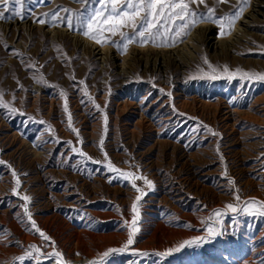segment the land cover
<instances>
[{
	"label": "rangeland",
	"instance_id": "374dc122",
	"mask_svg": "<svg viewBox=\"0 0 264 264\" xmlns=\"http://www.w3.org/2000/svg\"><path fill=\"white\" fill-rule=\"evenodd\" d=\"M253 1L248 0L241 18ZM206 4L214 7L215 0ZM237 4H219L216 16L232 13ZM58 5L81 10L75 0H49L28 5L33 13L24 20L0 21V100L17 109L7 118L0 114V160L6 162L0 165V264H13L15 257L33 251L29 245L41 248L39 261L26 258L15 264H57L56 258L44 256L54 250L52 241L62 254L61 264H100L105 251L127 240L124 221L131 222V205L140 195L133 182L145 193L138 204L141 230L127 251L110 254L106 264H258L257 257L264 254V217L247 214L236 216L234 230L229 213L224 235L163 260L132 252H161L206 237L202 222L226 203L236 204L237 193L241 204L250 198L264 201V81H247L239 73L230 80L223 73L224 65L231 72L264 73V10L248 19L247 36L221 51V45L211 44L227 39L241 18L230 31L225 28V35L218 25L200 22L174 46L133 43L121 54L111 44L98 45L65 26L34 23ZM199 11L206 12L204 5ZM201 25L212 28V41L197 38L180 53L181 59L170 56L160 65L154 61L157 52L197 35ZM71 35L107 52L100 58ZM203 58L219 66L218 78H211ZM41 76L43 83H38ZM69 114L79 136L68 128ZM73 147L86 155L73 153ZM109 161L121 172L152 181V187L110 171L104 167ZM17 179L20 187L14 195ZM23 195L31 197L32 219L51 241L28 231Z\"/></svg>",
	"mask_w": 264,
	"mask_h": 264
},
{
	"label": "snow or ice",
	"instance_id": "6c2138e0",
	"mask_svg": "<svg viewBox=\"0 0 264 264\" xmlns=\"http://www.w3.org/2000/svg\"><path fill=\"white\" fill-rule=\"evenodd\" d=\"M49 0H0V21L12 20L14 18H19L24 20L28 15L33 13V9L29 8L28 5L33 4H45ZM76 3L81 5V10L74 11L68 8H64L62 5H58L56 9L42 14V18H37L34 23L48 24L49 26H65L70 31H78L84 37L94 41L98 45H103L105 43L111 44L117 49V51L123 54L127 51L128 46L133 43H137L140 46L147 45L151 43L155 47L161 46H174L175 43L180 41L183 36H186L188 31L195 26V24L200 22H210L216 24L220 27V35H225V28L229 31L235 22L241 18L244 7L248 6V0H238L237 5H233L234 11L224 16H216L215 7L221 3H230V0H215L214 7H208L206 0H75ZM192 4L197 5L194 9L191 7ZM98 5V6H96ZM204 5L206 12L199 11V6ZM61 12L64 15H61ZM129 29V31H125ZM110 35H105V34ZM119 35V41H113L112 36ZM5 49H8V45H4ZM12 53L15 56L22 57L23 54L19 53L17 50L12 49ZM204 64L208 66L211 73V78L216 79V75L219 66H213L206 58H203ZM23 63V60H21ZM27 68L34 67L33 64L26 65ZM43 67V66H42ZM223 73L227 74L228 79H232L237 73L241 75V78L247 81L258 80L264 81V73H253L249 71H242L237 68L236 72H231L227 65L223 66ZM208 75V73H205ZM38 83H43V77L37 80ZM83 83V81H80ZM163 94V89L160 90ZM4 92L0 90V96H3ZM61 95H64L61 91ZM91 99V97H89ZM99 109V105H96ZM0 109H9V105L5 104L0 100ZM65 113H68L67 101L64 105ZM17 109L11 108L8 113H0L5 115L14 114ZM24 115L23 112L19 113ZM183 115V114H182ZM32 118L29 117V120ZM43 123V121H40ZM107 117H105V131L107 130ZM68 128L79 136L78 130L72 127V117L71 114L68 115ZM207 131L211 129L204 125ZM216 135V133H212ZM59 143V141H55ZM82 142V141H81ZM65 143L71 144V141H66ZM104 137H101V151L103 152ZM35 146V145H34ZM73 153L79 152L81 157L86 154L80 152L79 149L73 147L71 149ZM105 159L107 160V153H104ZM264 158V157H262ZM89 159H91L89 157ZM67 162V161H66ZM92 163H100L94 159H91ZM6 162L0 160V165H4ZM75 167V166H73ZM107 169L112 172H117L125 180L131 178L132 181L136 179H143L144 183L150 188L152 187V181L147 180L142 176H135L130 172H121L118 168L109 161L104 165ZM11 175L16 177L17 173L12 171ZM229 184H234L233 180L228 181ZM132 188L140 195L135 197V201L131 205V212L133 213L131 222L127 220L124 221L127 226V240L124 245L120 248H109L102 254V259L100 264H106L107 257L110 254L124 253L129 249V246L133 245L135 242L136 235L140 232L139 222L141 219L140 209L138 207L142 196L145 194L141 192L136 184L132 183ZM20 187V181L16 180V187L12 189V193L17 194V189ZM20 199L24 201L22 207L24 208V215L31 222V229L35 233H38L43 242L47 243L51 241V238L42 231L36 224L35 220L32 219V213L29 211L28 204L31 197L28 195L20 196ZM236 204L226 203L224 209H215L208 216L207 221H203L204 228L203 231L207 233V236H196L189 240H184L176 248H169L165 251L149 253L147 251H135L133 250V256H139L141 258H148L150 255H155L160 260L171 256L174 252H179L185 247H201L203 244L213 242L217 237L224 235L226 229L224 228V219L231 213L233 229L236 230V216L239 214H247L249 216H259L264 217V201H259L256 198H250L249 200L240 203V195L237 193L234 197ZM53 251L44 254L48 259L56 258L57 264H61L62 254L55 250V242L52 241ZM33 251H25L24 255L14 258L15 261H24L26 258L36 259L39 261L41 255V248L36 245L28 246ZM33 252L36 253L33 256ZM79 255V253H77ZM258 264H264V254H260L257 257ZM89 264H98L97 261H90ZM131 264H137V261H132Z\"/></svg>",
	"mask_w": 264,
	"mask_h": 264
},
{
	"label": "bare ground",
	"instance_id": "6f19581e",
	"mask_svg": "<svg viewBox=\"0 0 264 264\" xmlns=\"http://www.w3.org/2000/svg\"><path fill=\"white\" fill-rule=\"evenodd\" d=\"M263 7H264V0H254L253 2H251L250 7L246 9L244 12V17H242L239 20V22L235 25L233 32L227 37V39L219 40L218 42L215 41V43L213 42L211 46L219 44L221 45L219 46L220 51H221L223 46L224 47L231 46L229 44L231 41H237L240 38L247 36L246 35L247 28L250 27L252 23L248 21V19H255L258 16V14H260L264 10ZM240 26H243V27H240ZM50 31L52 30H49V32ZM211 33H212V28L210 26L201 25L198 27V29H196L197 35L191 34L190 36H188V38L180 45L181 47L176 46L174 48H170L162 52H157L154 61L158 62V64L160 65V64H164L165 60L168 59L170 56L178 57L179 59H181L180 53L184 51L187 48V46L193 43V41H195L197 38L200 39L205 36L206 39H209L210 41H212L213 38L209 37ZM71 37L74 39L75 42H77V44L81 45L82 47H86V48L89 47L90 49H92L93 52L96 53L100 58H103V54L107 52L105 47H101V48L97 47L94 44H91L84 39L82 40L78 36H75V35H71ZM188 59L190 60V58ZM178 63L181 65L183 63V60H178ZM85 251H87V253H92V251L89 248L85 249ZM78 262L80 263L82 262V260H76V263Z\"/></svg>",
	"mask_w": 264,
	"mask_h": 264
}]
</instances>
